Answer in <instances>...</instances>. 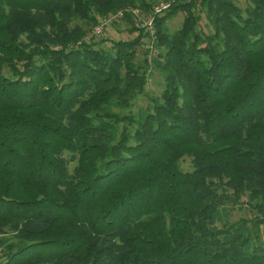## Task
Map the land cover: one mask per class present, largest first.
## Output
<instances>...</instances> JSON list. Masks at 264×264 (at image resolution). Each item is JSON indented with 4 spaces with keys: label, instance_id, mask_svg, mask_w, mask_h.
<instances>
[{
    "label": "trees",
    "instance_id": "1",
    "mask_svg": "<svg viewBox=\"0 0 264 264\" xmlns=\"http://www.w3.org/2000/svg\"><path fill=\"white\" fill-rule=\"evenodd\" d=\"M150 1L0 0V264H264V0Z\"/></svg>",
    "mask_w": 264,
    "mask_h": 264
},
{
    "label": "rangeland",
    "instance_id": "2",
    "mask_svg": "<svg viewBox=\"0 0 264 264\" xmlns=\"http://www.w3.org/2000/svg\"><path fill=\"white\" fill-rule=\"evenodd\" d=\"M162 0H152L150 1V9L152 6L157 4ZM235 2L240 5L242 8L246 5L244 0H235ZM140 9V17L146 15L149 10H143L139 7H136ZM125 13H128L129 16L132 18L131 22H128L125 19ZM124 13V16L122 19H115L112 22L107 23L104 25L102 31L99 34L92 33V29L87 31L88 36L90 38L101 42L104 46H109L111 44L112 40H118V39H131L137 35V31L131 32L132 26L137 27L136 25V18H138L137 14H134L132 11H126ZM183 18V12H178L174 17L169 19L167 21V26L169 31H173L176 28H178L182 22ZM139 27V26H138ZM146 37L143 40V44L139 46V53L137 56L138 62H141L145 58V50H147L146 46ZM157 54V49L154 46V49L152 52L148 51V58L155 57ZM163 89V80L162 75L158 70H156L154 67L150 66L148 72H147V82L145 84L144 93L138 94L135 96L132 100L131 106L123 112L131 111L133 113H136L140 107L146 106V104L149 102V96H158ZM182 166L184 169L189 168V161L188 159L183 160ZM242 215H248V211L246 210V207L242 204L241 206L231 210L230 215L228 216L229 220H235L238 219Z\"/></svg>",
    "mask_w": 264,
    "mask_h": 264
},
{
    "label": "built area",
    "instance_id": "3",
    "mask_svg": "<svg viewBox=\"0 0 264 264\" xmlns=\"http://www.w3.org/2000/svg\"><path fill=\"white\" fill-rule=\"evenodd\" d=\"M176 1L185 2L188 0H162L157 4H155L154 6H152L150 11L142 17H140V9L136 7L135 8L128 7L124 10H119L114 14H110L108 16H102L98 19L97 24L93 27L92 33L94 34L95 32L96 34H99L102 31L104 25H106L109 22H112L115 19H122L126 11H132L134 14L138 15V18H136V25L139 26L140 28H143L144 32L147 33L145 44L149 52H152L154 49L155 38H156L154 19L157 15H159L162 11L169 8L170 5Z\"/></svg>",
    "mask_w": 264,
    "mask_h": 264
}]
</instances>
